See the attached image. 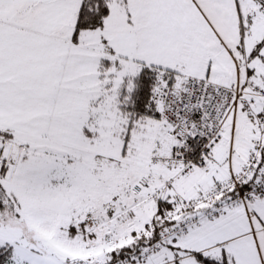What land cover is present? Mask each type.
Masks as SVG:
<instances>
[{
	"label": "snow or ice",
	"instance_id": "6c2138e0",
	"mask_svg": "<svg viewBox=\"0 0 264 264\" xmlns=\"http://www.w3.org/2000/svg\"><path fill=\"white\" fill-rule=\"evenodd\" d=\"M0 264H264V0H0Z\"/></svg>",
	"mask_w": 264,
	"mask_h": 264
}]
</instances>
